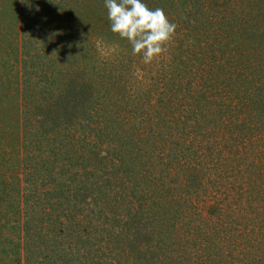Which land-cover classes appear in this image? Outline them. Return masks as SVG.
<instances>
[{
	"label": "trees",
	"instance_id": "1",
	"mask_svg": "<svg viewBox=\"0 0 264 264\" xmlns=\"http://www.w3.org/2000/svg\"><path fill=\"white\" fill-rule=\"evenodd\" d=\"M152 1L143 0L163 9L192 49L191 78L178 75L175 91L193 101L187 108H219L225 118L218 129H226L241 163L230 168L226 157L203 163L209 155L187 139L176 157L166 151L153 157L151 182H132L121 137L109 125L116 105L107 99L98 66L85 63L82 34L68 20L73 0H17L21 67L14 75V129L22 155L25 264H209L212 232L202 231L213 221L202 207L218 202L249 223L214 236L229 235L243 257L264 247V0H232L205 22L192 12L199 3L208 11L205 0ZM159 165L164 171L155 174ZM204 172L213 180L210 192ZM201 193L204 201L197 200ZM214 218L220 221V214ZM157 227L169 234L166 242ZM41 246L44 255L34 250Z\"/></svg>",
	"mask_w": 264,
	"mask_h": 264
},
{
	"label": "rangeland",
	"instance_id": "2",
	"mask_svg": "<svg viewBox=\"0 0 264 264\" xmlns=\"http://www.w3.org/2000/svg\"><path fill=\"white\" fill-rule=\"evenodd\" d=\"M16 1L0 0V148L5 151V154L0 151V264H25L23 215L19 204L24 187L21 183L22 155L21 153L17 155L18 144L14 129L17 126L19 103L16 97L14 75L20 73L21 67L19 30L16 21L18 17L15 18L14 14ZM205 3L209 8L208 11H202L201 3L192 8V12L197 13L196 19L202 22H205V18L209 16L218 17L216 12L228 10L233 5L232 0H205ZM152 4L159 6L162 3L159 0H153ZM104 5L100 0H73L67 16L69 22L82 34L85 63L98 66L101 74L99 80L110 92L107 99L116 105L109 125L112 126L113 132L121 137L119 140L121 156L130 172L132 182L142 185L151 182L147 176L149 175L147 165L151 161L155 164L157 159L153 157L163 151L176 157L188 147L187 139L191 147L195 146V150L209 155L203 161L197 158L196 162L205 163L215 160L216 157L222 159L226 157L225 164L230 168H235L238 163H241V157L237 156V158L233 154L234 142L229 139L226 129L223 127L218 129L222 126V119L225 118L221 111L219 113V108H208L204 103L187 108L184 103L193 104V101L188 98L184 100L181 94L183 90L175 91L176 81L179 80L178 75H183L189 80L191 78L189 72H192V65H195L192 61V49L188 47V43L184 42L183 37L176 32L173 41L168 45V51L158 60L145 65L139 56L132 55L131 46L126 41L120 40L110 31ZM101 38L108 44L118 46L113 56L109 58L100 56L96 41ZM93 48L96 49L97 56L93 55ZM181 84L184 85V82ZM185 87L184 85L181 88L185 91ZM139 129H144L145 132ZM191 131V136H188ZM224 133L226 136L223 140L216 138L217 134ZM15 145L16 153L12 152ZM229 150H231L230 154ZM149 157L152 159L150 160ZM170 159L171 157L166 161L169 162ZM154 171L155 174L164 171V166L159 165L157 168L155 166ZM175 178L171 176L166 182L169 183V180L173 181ZM201 178L208 192L214 190L212 184L208 182V179L212 180V177L205 175L204 172ZM200 195L202 196L197 200L204 201V195L202 193ZM220 203L212 207H208L209 205L202 207L203 213L209 209L207 212L213 221L209 223V226H204L202 231L203 233L212 232L208 249V254L211 256L209 264H264L257 263L259 258H264L261 254L264 247L260 251L252 250L243 257L238 252L240 248L233 249V238L229 235L218 233L214 236V232H220V230L238 228L242 231L244 228L242 225L245 222L249 223L246 219L235 215L232 210L221 206ZM218 214H220V221L214 218ZM232 222L236 223L232 224ZM156 231L166 242L169 234L165 228L157 227ZM236 234L234 232L235 236ZM43 247L34 250L44 255ZM40 254L37 262L42 259ZM56 264H64V262Z\"/></svg>",
	"mask_w": 264,
	"mask_h": 264
},
{
	"label": "clouds",
	"instance_id": "3",
	"mask_svg": "<svg viewBox=\"0 0 264 264\" xmlns=\"http://www.w3.org/2000/svg\"><path fill=\"white\" fill-rule=\"evenodd\" d=\"M110 31L131 46L132 55L149 65L168 51L177 25L169 21L161 8L150 9L143 0H104ZM101 57L117 52V45L97 39ZM54 53V52H53ZM52 53V54H53Z\"/></svg>",
	"mask_w": 264,
	"mask_h": 264
}]
</instances>
